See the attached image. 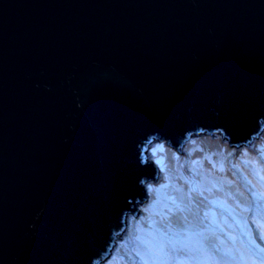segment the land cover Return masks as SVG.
Listing matches in <instances>:
<instances>
[{"label":"water","instance_id":"obj_1","mask_svg":"<svg viewBox=\"0 0 264 264\" xmlns=\"http://www.w3.org/2000/svg\"><path fill=\"white\" fill-rule=\"evenodd\" d=\"M261 131L264 0H0V264H107L180 146Z\"/></svg>","mask_w":264,"mask_h":264},{"label":"rangeland","instance_id":"obj_2","mask_svg":"<svg viewBox=\"0 0 264 264\" xmlns=\"http://www.w3.org/2000/svg\"><path fill=\"white\" fill-rule=\"evenodd\" d=\"M263 138L255 141L258 151L243 150L242 154H251L247 161L240 160L248 162L243 166L233 159L240 155L239 148L233 150L222 140L186 142L160 179L148 183L150 196L142 204L143 216H139L136 225L138 217H130L129 237L118 241L108 263L124 264L126 260L130 264H206L209 260L215 264L209 256L218 260L228 249L232 256L228 253L230 256L225 258L235 263L240 245L235 241L229 243L230 237L237 239L245 228L247 235L252 238L260 235L258 239L264 241L260 234V228L264 229V225L260 226L264 213L259 214V209H264V192L258 191L264 186V180L259 181L264 178V154L259 153ZM253 181L257 188L250 192ZM194 218H199V224L184 225ZM211 244L219 251L210 250Z\"/></svg>","mask_w":264,"mask_h":264},{"label":"bare ground","instance_id":"obj_3","mask_svg":"<svg viewBox=\"0 0 264 264\" xmlns=\"http://www.w3.org/2000/svg\"><path fill=\"white\" fill-rule=\"evenodd\" d=\"M248 147H250L253 151L255 150V151H258V150H256L257 149V145L255 144L254 146H248ZM247 148L245 147V146H241V147H239V156H240V158L243 156V154H242V152H243V150H246ZM236 159H239V158H236ZM263 178V177H262ZM264 179V178H263ZM158 181V180H157ZM196 187V186H195ZM197 188V187H196ZM196 217H200V218H203V216L202 215H198V216H196ZM191 220V219H190ZM189 220V222L188 223H186V224H184V225H186L187 227H189V226H194L193 224H199V218H194V219H192L191 221ZM139 221V220H138ZM202 224V223H201ZM130 232L128 231V230H126L125 231V234H124V238L122 239V240H124L125 241V239H126V237H127V235L129 234ZM132 236V235H131ZM130 236V237H131ZM128 237H129V235H128ZM128 241L130 242V239H128ZM131 248V247H130ZM181 264H184L183 262L181 263Z\"/></svg>","mask_w":264,"mask_h":264},{"label":"trees","instance_id":"obj_4","mask_svg":"<svg viewBox=\"0 0 264 264\" xmlns=\"http://www.w3.org/2000/svg\"><path fill=\"white\" fill-rule=\"evenodd\" d=\"M264 139V138H263ZM261 142H263L262 144H261V147H260V155L261 156H263V154H264V140L263 141H261ZM258 148H259V146H258ZM248 150V149H247ZM251 156V154L250 153H246V154H244L242 157L244 158V157H246L244 160L241 158L240 159V156H233V159H235L236 161H237V165H240V166H243V165H246V164H248V162L246 163V164H244V163H242V162H240V160L241 161H247L248 159H249V157ZM236 158H239V159H236ZM249 163H251V162H249ZM262 181V180H261ZM255 184H256V186H257V183L255 182ZM259 189H261V190H264V186H263V188H259Z\"/></svg>","mask_w":264,"mask_h":264},{"label":"clouds","instance_id":"obj_5","mask_svg":"<svg viewBox=\"0 0 264 264\" xmlns=\"http://www.w3.org/2000/svg\"><path fill=\"white\" fill-rule=\"evenodd\" d=\"M224 144H227V145H229L228 143H224ZM234 147V146H233ZM183 147L182 146H180V148L178 149L179 151L182 149ZM161 177V176H160ZM152 182V181H151ZM154 183V182H153ZM148 192H149V189H148ZM149 195H150V193H149ZM137 223H138V220H137ZM135 230V233H137L136 232V230H137V228L136 229H134ZM132 246V245H131ZM138 260V259H137ZM139 261V260H138ZM125 262H127V264H130V262H128V261H126V260H124V264H125ZM120 264V263H119Z\"/></svg>","mask_w":264,"mask_h":264}]
</instances>
